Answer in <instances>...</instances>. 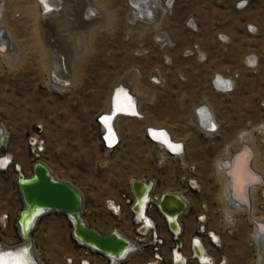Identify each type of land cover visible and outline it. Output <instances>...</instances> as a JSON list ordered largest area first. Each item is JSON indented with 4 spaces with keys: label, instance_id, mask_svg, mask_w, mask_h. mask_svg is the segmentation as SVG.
I'll list each match as a JSON object with an SVG mask.
<instances>
[{
    "label": "rangeland",
    "instance_id": "1",
    "mask_svg": "<svg viewBox=\"0 0 264 264\" xmlns=\"http://www.w3.org/2000/svg\"><path fill=\"white\" fill-rule=\"evenodd\" d=\"M5 1V21L26 49L21 60L9 61L0 55V121L10 133L7 148L24 173H32L37 159L46 162L55 174L82 191L83 219L102 233L114 227L130 233L131 227L125 215L117 217L105 208V199L117 197L132 178L153 179L158 195L178 191L188 199L189 210L181 215L186 240L199 236L190 233L196 213L202 210L207 226L220 235V246L210 248L216 258L223 256L224 264H255L258 249L253 223L242 210L227 216L217 160L228 145L239 146L240 133L249 130L259 151L256 162L264 170V130L256 129L264 125V0H247V6L240 9L235 0H172L171 11L164 12L162 28L167 39L163 41L153 31L142 34L131 27L130 0H102L103 8L113 15L111 25L95 27L89 49L77 62L75 83L62 91L50 84L47 47L34 18L15 14L31 6L32 0ZM159 1L163 7L165 0ZM191 20L197 26H190ZM242 20L244 31L238 28ZM248 24L257 30L248 31ZM220 34L227 40H221ZM52 38L62 46L58 33ZM200 49L206 53L202 62ZM249 54L257 57L254 66L245 65ZM131 71L139 73L142 90L153 92L152 101L142 104L150 122L171 127L185 139L183 158L164 154L146 136V123L135 119L119 121L121 140L107 149L97 117L107 109L114 85ZM154 73L163 77L161 83L151 82ZM215 73L233 75L235 87L226 92L213 90ZM205 101L213 106L220 124L213 135L200 132L203 129L192 122L194 107ZM35 124L43 126L40 132ZM31 136L38 139L35 153L29 145ZM15 175L14 166L0 171V216L9 213L7 226L0 223V235L8 244L20 241L15 220L22 200ZM190 179L198 183L196 188L189 186ZM254 201L255 214L263 217L260 188ZM36 224L32 236L45 264H62L63 256L77 250L70 236L71 223L63 213L50 211ZM165 243L166 251L169 240Z\"/></svg>",
    "mask_w": 264,
    "mask_h": 264
},
{
    "label": "bare ground",
    "instance_id": "2",
    "mask_svg": "<svg viewBox=\"0 0 264 264\" xmlns=\"http://www.w3.org/2000/svg\"><path fill=\"white\" fill-rule=\"evenodd\" d=\"M8 1V0H7ZM102 0H32L31 6H27L24 9H18L16 10L17 14L20 12L21 15H29L34 18L35 25L38 29V33L40 35L41 41L44 45H46L49 56V75H50V84L58 89L64 90L69 84H73V81L75 80V77L77 78V74L75 75V71H77V67L79 65L77 62L80 60L84 50L89 49L88 45L92 43V32L99 26L100 24H105L107 26H110L111 18H113L111 15V12L107 11L108 9L103 8V4L101 2ZM5 0H0V40H2L4 43V47L0 50V55L10 60H21V55L25 54V46L15 38L12 31L10 30L7 22L5 21V14L7 11L8 6L5 4ZM27 2V1H26ZM131 2V13L129 14V23L131 27L134 30L141 31L142 34H147L148 32H155L158 39L160 40H166L167 34L165 33V30L162 28L163 19H164V12H170L172 9V3L170 0L167 4H164L162 7L160 5L159 0H130ZM165 2V1H164ZM246 3V4H245ZM248 1L242 0L240 2V5L247 6ZM244 6V7H245ZM97 10V11H96ZM95 13V14H94ZM28 16V17H29ZM102 17H107V19L103 20ZM166 17V16H165ZM109 19V20H108ZM251 29L254 31L257 30L255 25L250 24ZM190 26H197V23L195 20H191ZM101 27V25H100ZM191 27V28H192ZM99 28V27H98ZM58 33L60 36V39L62 40V48L58 46V43L53 36ZM168 33V32H167ZM224 35V34H223ZM227 36V35H225ZM170 37V36H169ZM59 39V41H61ZM171 42H173L172 39H170ZM223 40H227L224 39ZM166 42V41H165ZM56 46V47H55ZM92 46V45H91ZM44 47V46H43ZM55 47V48H54ZM65 48V49H63ZM62 50L61 53L58 52V50ZM65 51V52H64ZM199 58H204L205 55L203 51L199 50ZM21 57V58H20ZM248 59V60H247ZM246 60L249 63L255 64L257 62V57L253 56L252 54H249ZM77 66V67H76ZM76 69V70H75ZM154 75V76H153ZM154 77V80L161 83L163 77L159 73L152 74ZM212 88L215 91L220 92H226L235 87V78L233 75L225 74V73H215L212 78ZM75 83V81H74ZM78 85V84H77ZM120 85L119 88L116 90V96L118 97V100L121 101L122 108H130L133 106V108L139 113L142 114V117L136 116V115H129L124 113H118L113 120V126L115 130V135L117 138V142L114 145H106L107 149L114 147L117 145L121 140V129H120V123L119 121L121 119H135L141 122L146 123V126L151 127H165L169 133H170V140L174 141H180L182 143V150L180 152H171L166 148V145L160 142L159 140H153L148 136L147 131L146 136L148 139L153 142L154 144L158 145L164 152V154H170L172 156H176L178 158H183L184 154L186 152L185 147V139L178 136V134L172 129L171 127L164 126V125H155L150 122L145 112L142 110V104L145 101L151 102L153 99V92L150 90H142L141 83H140V77L139 73L136 71H131L128 74L124 76V78L118 82L115 86ZM111 90L109 100H108V107L104 112H109L111 108V96L113 89ZM123 87L127 88L129 91L130 99L132 102V105H130L126 98L124 97ZM66 90V89H65ZM142 102V103H141ZM100 115V114H99ZM192 122L196 124L200 129H205V126H209L210 128H215L217 124L219 125L216 112L211 105L210 102H201L198 105L194 107V116L192 119ZM0 124L3 128V132L5 135V147L7 149L6 152H0V165L4 168H9L10 166H14V169L16 171L17 175V168L23 171L22 164L14 157V155L9 151L7 148V136L10 134L5 127L6 125L0 121ZM40 125V124H39ZM100 129L102 130V133L104 131V126L99 122ZM264 125H260L256 129L264 130ZM40 127H43L40 125ZM261 132V131H260ZM157 137H160L166 141L167 144L171 146L173 150L175 149V145H177L176 142H171L170 140H167L163 134H155ZM213 135V134H212ZM253 132L249 130H244L239 135V146H230L228 145L225 149V153L223 157L219 158L217 160V167L219 171L221 172V175L223 177V195L226 204H227V216H233L235 212H239L242 210V212H246L248 218L253 223V239L257 245V259L255 261V264H264V216L259 217L257 214H255V192H257V189L260 188L262 191H264V170H262L257 162H256V156L257 149L256 145L253 143ZM10 137V136H9ZM35 140V145L38 143V139L36 136H33L30 138V140ZM245 145V147H243ZM39 147L42 149V145L39 143ZM248 152L251 153V166L249 167L247 163V154ZM35 153V152H34ZM259 158V157H258ZM45 163L48 167L50 172L57 178H60L53 169L43 160L37 159ZM231 164V165H230ZM227 172H230L231 175V184L233 186V189H230L229 186V176ZM29 175V174H27ZM16 178V177H15ZM65 180V179H63ZM154 183L155 187V180L151 179ZM190 183L196 185L197 182L194 179H190ZM148 182V180H145ZM250 184L248 186V192L249 195L245 193V188L247 184ZM73 184V183H72ZM74 185V184H73ZM78 188V187H77ZM78 190L83 195L82 191L78 188ZM155 190V189H154ZM153 190V191H154ZM152 191V193H154ZM178 192V191H177ZM188 202L189 206L190 203L188 199L179 192ZM235 197V198H234ZM250 197V198H249ZM148 199L147 197L144 198L142 205L140 207V213L144 216V202ZM115 202H111V205ZM189 206L187 210H189ZM187 210L185 212H187ZM50 212V211H49ZM183 212V213H185ZM237 212V213H238ZM48 213L44 212L41 214L37 220L44 214ZM182 213V214H183ZM140 214V215H141ZM180 214L177 217V220H182ZM2 215V214H1ZM67 217V215H65ZM70 223H72V218L67 217ZM0 220L3 222V220H6L4 216H0ZM34 223V226L32 230L36 227V222ZM85 221V219H84ZM86 222V221H85ZM6 226V225H5ZM17 227V222H16ZM97 228V227H96ZM37 229V228H36ZM113 229H116L121 234L125 235L126 233L119 227H114ZM159 230V229H158ZM18 232V229H17ZM214 237L219 240V236L213 231ZM19 234V233H18ZM20 237V235H19ZM34 237V236H33ZM198 240L200 241V244L204 248V252H201L199 250L198 254L201 255L203 258V262L206 264H213L215 261V258L208 253L203 241L201 240V237L196 235ZM34 242V240H33ZM24 241L20 237V241L14 244H8V243H2L0 240V264H29V260L31 261V264H35L32 262L33 257L38 259V264H45L43 259L40 258V256L37 253V250L35 248V244H33L31 252L27 247L22 248L20 247L21 244H23ZM201 247V249H202ZM27 249V254L25 255L21 250ZM211 258L212 260H208ZM36 259V261H37ZM218 264V263H217Z\"/></svg>",
    "mask_w": 264,
    "mask_h": 264
},
{
    "label": "water",
    "instance_id": "3",
    "mask_svg": "<svg viewBox=\"0 0 264 264\" xmlns=\"http://www.w3.org/2000/svg\"><path fill=\"white\" fill-rule=\"evenodd\" d=\"M97 11V10H96ZM95 14V13H94ZM4 43L0 40V50L4 47ZM120 85L114 87L111 96V108L109 112L101 113L97 120L104 126V131L101 135L103 142L107 145H114L117 142L115 130L113 126L114 117L118 113H124L129 115H136L142 117V114L137 112L133 106L126 109L122 108L121 101L116 96V90ZM124 97L127 102L132 105L129 97L130 93L127 88L123 87ZM107 118V119H105ZM35 129L40 130V125L35 124ZM148 136L153 140H159L166 145V148L173 152H180L182 150V143L180 141L170 140V133L165 127H151L145 128ZM155 134H163V136L171 142H176L180 145L179 150H173L166 141ZM5 135L3 128L0 124V149L6 151L4 144ZM245 147V145H243ZM251 153L247 154V163L251 166ZM231 165V164H230ZM31 174L27 175L22 171H18L15 182L20 191L22 200V207L18 210V216L16 217L17 229L20 237L24 241L20 247H27L31 252L33 242L32 228L37 218L44 212L55 211L61 212L67 217L72 218L71 234L82 240L85 244L92 246L99 251L115 256L124 255L130 245V240L125 235L118 232L116 229H112L108 233H102L95 226L89 225L84 221L81 208L83 204V195L78 188L71 182L55 177L49 170V167L40 160H36L31 168ZM229 176V186L233 189L231 184V173L227 172ZM247 184L245 193L249 195ZM130 186L133 195L135 196V202L133 204V210L139 214L140 207L147 193L153 188L154 183L151 179L146 182L145 180H139L132 178L130 180ZM235 198V197H234ZM250 198V197H249ZM160 211L168 218V227L171 230L179 229V221L177 217L185 212L189 206L187 200L177 191L165 190L160 193L159 200L156 202ZM178 242V239H176ZM194 251H201V247L197 244L194 245ZM33 257L32 262L38 264V259ZM179 262L178 264H181Z\"/></svg>",
    "mask_w": 264,
    "mask_h": 264
},
{
    "label": "built area",
    "instance_id": "4",
    "mask_svg": "<svg viewBox=\"0 0 264 264\" xmlns=\"http://www.w3.org/2000/svg\"><path fill=\"white\" fill-rule=\"evenodd\" d=\"M170 1L173 2L172 0ZM241 1L242 0H238L235 3L236 8H244L246 3L244 5H240ZM167 2L168 0H165V4H167ZM250 26V24L247 25V30L254 32ZM219 37L221 40H223L221 34ZM198 59L202 61V58ZM244 62L247 66H254L256 64L249 63L248 61ZM151 82L159 83L153 78L151 79ZM219 125L217 124L215 128L205 126V129L201 130V132L205 134H214L219 129ZM40 131L41 127L40 130H37V132ZM32 137L33 136L30 138ZM29 145L32 152L34 153V148L36 147L34 138L33 140L29 139ZM6 151H2L0 149V152ZM6 169L7 168H4L0 165V171H4ZM17 170L20 171L18 168ZM190 181L188 182L189 186L191 188H196V186L191 184ZM153 190L154 187L147 193L148 199H146L144 202L145 206L143 213L145 217L142 216L143 214L140 215L139 213L135 212L132 208L135 202V196L132 193L130 182L128 183L127 187L118 194L117 197L112 196L105 199V208L110 211V213L117 217L125 215L130 221V233L125 234V236L130 240V245L124 255L115 256L105 254L98 249L85 244L82 240L74 237L71 234L70 226V236L72 243L75 245L77 250L71 254L63 256L62 264H178L179 262H182L181 264H206L202 260L203 257L196 253L193 248L195 244L202 247L198 238L193 236L191 241H189L191 236L190 234L193 233L199 234L208 251L214 256L215 261L213 264H224L223 256L218 259L210 250V248L219 247L221 241L220 239L217 240V238L214 237L213 231L216 233L217 231L207 226L206 213L202 210H199L196 213L194 229L189 234L190 236L188 240H186L182 236L184 231L183 220H178L180 225L178 230H171L168 227V218L160 211L156 203L159 200L160 194L158 195L159 192ZM152 191L155 193H152ZM111 202H116V204L111 205ZM2 214L6 219V222L3 223L0 220V223L2 227H6L8 224L9 213L3 212ZM159 228H161L162 231H159ZM176 239H178V242ZM167 240H169V243H167L168 246L165 251L163 247ZM201 252H204L203 247ZM208 260L212 259L209 258Z\"/></svg>",
    "mask_w": 264,
    "mask_h": 264
},
{
    "label": "crops",
    "instance_id": "5",
    "mask_svg": "<svg viewBox=\"0 0 264 264\" xmlns=\"http://www.w3.org/2000/svg\"><path fill=\"white\" fill-rule=\"evenodd\" d=\"M237 0H235V2H236ZM235 2H234V4H235ZM244 21L245 20H242L241 21V24H239L238 25V28H240V29H243V31L244 30H246L245 28H244V26H243V23H244ZM245 24H247V23H245ZM246 26V25H245ZM225 33V32H224ZM226 35L228 36V34L226 33ZM202 50V49H201ZM206 51V50H205ZM204 52V51H203ZM205 53V52H204ZM206 54V53H205ZM200 62H202V61H200ZM158 84V83H157ZM210 85H211V83H210ZM153 103V102H152ZM151 104V103H150ZM145 129V128H144ZM199 130V129H198ZM200 132H201V130H199ZM145 133V132H144ZM0 240L2 241V243H8V242H10V241H8V240H6V238H4L3 236H1L0 235Z\"/></svg>",
    "mask_w": 264,
    "mask_h": 264
},
{
    "label": "snow or ice",
    "instance_id": "6",
    "mask_svg": "<svg viewBox=\"0 0 264 264\" xmlns=\"http://www.w3.org/2000/svg\"><path fill=\"white\" fill-rule=\"evenodd\" d=\"M105 119H107V118H105ZM175 149H176V150H179V149H180V145H178V144L175 145ZM21 251H22L25 255L27 254V249H22ZM29 264H31V261H30V260H29Z\"/></svg>",
    "mask_w": 264,
    "mask_h": 264
}]
</instances>
